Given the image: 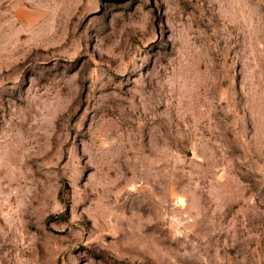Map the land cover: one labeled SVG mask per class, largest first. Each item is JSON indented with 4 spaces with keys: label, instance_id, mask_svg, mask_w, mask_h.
<instances>
[{
    "label": "rangeland",
    "instance_id": "rangeland-1",
    "mask_svg": "<svg viewBox=\"0 0 264 264\" xmlns=\"http://www.w3.org/2000/svg\"><path fill=\"white\" fill-rule=\"evenodd\" d=\"M0 264H264V0H0Z\"/></svg>",
    "mask_w": 264,
    "mask_h": 264
}]
</instances>
